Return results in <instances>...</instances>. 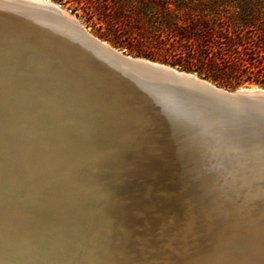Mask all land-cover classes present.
<instances>
[{"label":"bare ground","instance_id":"1","mask_svg":"<svg viewBox=\"0 0 264 264\" xmlns=\"http://www.w3.org/2000/svg\"><path fill=\"white\" fill-rule=\"evenodd\" d=\"M31 7L0 0V264H264V222L229 207L264 196V109Z\"/></svg>","mask_w":264,"mask_h":264},{"label":"trees","instance_id":"2","mask_svg":"<svg viewBox=\"0 0 264 264\" xmlns=\"http://www.w3.org/2000/svg\"><path fill=\"white\" fill-rule=\"evenodd\" d=\"M63 3L65 0H53ZM137 57L264 87V0H66Z\"/></svg>","mask_w":264,"mask_h":264},{"label":"rangeland","instance_id":"3","mask_svg":"<svg viewBox=\"0 0 264 264\" xmlns=\"http://www.w3.org/2000/svg\"><path fill=\"white\" fill-rule=\"evenodd\" d=\"M50 2L56 4L62 11L65 15H68V16H72V18L78 23L80 24V26L85 30L87 31L89 34H91L94 38L104 42V43H107L109 46H111L112 48H114L115 50H118L120 51L121 53H123L124 55H127L129 57H133V58H139V59H146V60H150V61H153L151 59H148V58H143V57H137L135 55H133L132 53H130L127 49H125L124 47H121L119 44H116L115 41H113L112 39H110L109 37H106L104 36L105 33H106V30L103 28V26L101 24L98 23V21L96 20V18H92V23H89L86 18H85V14L82 10H78L77 12H73V8L77 5L76 3H66V0L61 4V3H58V2H55L53 0H49ZM155 63H159V64H163V65H166V66H169V67H172L178 71H182V72H187V71H183L177 67H173L167 63H163L161 61H153ZM187 73H190L192 75H194L195 77L201 79V80H205V81H208L209 83H211L212 85L220 88V89H223L225 91H228V92H232V93H236V92H244V91H251V90H264V87H261V86H258L256 85L255 83H249V82H246L244 84H242L241 86H237V87H233L232 85H219V84H216V83H213L212 81L210 80H207L206 78L202 77V76H199L198 74L196 73H193V72H187ZM227 120V118H225ZM256 126H253L255 127V129H253V131L256 132V135L258 136H261V140L264 139V132H263V127L258 125V124H255ZM225 130L224 131H227V132H224L223 131V137H224V141L225 143H227V146H226V151L229 152V154H231L233 157L235 156L234 153H233V149H231L230 147L228 148V145H232L234 142L236 143L237 140L235 139V135H234V131L232 130L230 124H229V127H225L224 128ZM236 140V141H235ZM254 141H248L247 140V135L242 136L241 138V141L240 143L241 144H244V148L246 149H243V151H249V148L251 146L254 145ZM239 142V141H238ZM225 146V145H224ZM243 166H246V165H243ZM250 185L251 184H254V185H259V183L257 182L256 178H252L250 180V182H248ZM244 186L246 187V184H242V187L244 188ZM239 192H237L238 194ZM242 193V192H241ZM236 196H231L232 197V202L233 204H231L229 207H231V210H230V213L232 214L233 212H239V213H246L247 216H246V220H250L252 222V220H255L253 221L254 224L258 227V228H261L262 227V224L261 222H264V196H260V197H256L254 199V197H250V195H245L244 197L246 198H240L239 195ZM247 200V201H246ZM255 204H258V205H255ZM261 205H263L261 207ZM233 219L231 220V218H228V219H225L223 218L222 221H225V222H229L230 224H236L238 225V222L236 219L235 222H233ZM251 224V223H250ZM254 226V225H253ZM252 226V227H253ZM251 227V228H252ZM253 229V228H252ZM253 233V232H251ZM250 233V234H251ZM259 260V258H258Z\"/></svg>","mask_w":264,"mask_h":264},{"label":"water","instance_id":"4","mask_svg":"<svg viewBox=\"0 0 264 264\" xmlns=\"http://www.w3.org/2000/svg\"><path fill=\"white\" fill-rule=\"evenodd\" d=\"M31 4H34V8L30 13H34L36 15H43L47 17L55 18L56 16L62 15V10L54 3L49 0H27ZM27 12V11H25ZM133 66L141 70H146L149 72L156 73L160 76H169L173 78L175 81L180 82V86L186 88L185 83H191V86L194 88H198L200 92L206 90L211 92L214 95L223 97L225 99L224 102L230 101L233 103H243L253 108H263L264 109V90L259 91H244V92H228L223 89L216 90L215 86L205 80H197L194 75L178 71L172 67L155 63L146 59L133 58L132 62ZM186 81V82H185ZM184 82V83H181ZM179 84V83H178Z\"/></svg>","mask_w":264,"mask_h":264}]
</instances>
